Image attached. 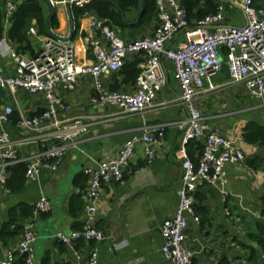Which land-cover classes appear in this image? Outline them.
<instances>
[{"label": "crops", "instance_id": "1", "mask_svg": "<svg viewBox=\"0 0 264 264\" xmlns=\"http://www.w3.org/2000/svg\"><path fill=\"white\" fill-rule=\"evenodd\" d=\"M47 6L46 11L49 12ZM234 8L226 3L223 23L225 19H229L228 23L232 25L244 22L238 23ZM55 13L58 24L51 30L67 38L70 24L66 4L57 5ZM127 15L133 18L137 14L130 12ZM134 22H129L123 29H112L126 41L152 34L155 19L140 28H132ZM31 26L36 34H30L28 29V42L34 54L41 46L40 38L45 34H37L35 20L31 21ZM8 27L9 22L4 23V34L0 40V69L5 75H12L15 62L11 51L24 57L33 54L29 49L17 50L19 45L7 38ZM215 27L211 25L210 29ZM89 31L88 17L82 15L77 18L71 40L76 45L78 64L93 59L91 49L83 40ZM181 39L179 34L175 35L167 46L174 48ZM218 51L224 61L225 49L219 46ZM135 60H139L137 66L140 68L141 56H130L125 62ZM162 63L167 83L152 105L140 112H122L107 104L91 102L93 79L87 74L78 77L73 90L58 89V94L70 105V110L62 116L82 117L88 123V130L77 141L76 147L66 152L56 171L44 169L37 179L25 178L14 192H7L0 185V261L6 251L17 244L21 235L7 238L3 234L4 223L11 218L12 210L22 205L32 206L40 196H45L50 200L51 209L39 216L36 223L38 237L34 244L33 264H62L65 261L84 264L94 243L83 241L80 248L75 247L81 255L79 262L73 259L71 249L64 244L63 248L60 247L62 242L54 236L57 233L70 235L83 224L82 204L81 211H77L78 195L81 193L79 183L85 176L83 168L92 161L115 156L125 140L139 134L146 124L169 123L165 133L158 136L152 161H145L143 147L137 144L124 180L102 186L96 203L94 226L107 235L106 240L98 243V264H172L160 251L163 243L160 227L177 206L176 192L182 184L184 153L181 151L183 132L174 122L185 118L187 112L178 100L180 87L171 61L163 59ZM100 79L102 87L107 90L129 91L133 88V84L123 82L121 69L105 73ZM211 80L214 89L208 90L205 84L196 97V106L208 128L235 141L245 159L239 163H227L221 180L198 183L195 205L200 221L195 223L188 219L185 244L193 253V264H244L247 250L242 244L249 243L246 234L253 214L261 209L264 197V144L247 142L242 133L247 124L264 129V113L259 100L250 95L243 83L229 82L225 62ZM4 105H12L17 116L33 115L45 106V101L41 94H28L21 89L10 93L0 89V109ZM5 128L22 157L36 153L42 140L53 139L51 128L25 131L15 122ZM185 150L191 161L199 155L192 141L186 143ZM252 158L261 160L257 168L247 163ZM81 200L83 202V197Z\"/></svg>", "mask_w": 264, "mask_h": 264}, {"label": "built area", "instance_id": "2", "mask_svg": "<svg viewBox=\"0 0 264 264\" xmlns=\"http://www.w3.org/2000/svg\"><path fill=\"white\" fill-rule=\"evenodd\" d=\"M49 7L60 4L82 5L92 0H44ZM243 9L244 22L240 25L222 26L225 2L218 0L216 12L190 23L183 0H155V25L151 35L133 40H124L104 19L93 13H85L90 31L83 40L93 53V59L78 64L76 45L72 40L57 35L53 30L40 38V48L31 56L24 57L16 51L10 55L15 62L14 73L5 75L0 69V89L15 93L19 89L28 94H41L45 106L33 115L19 114L17 127L25 131L51 128L53 139L40 142V149L28 156L18 153L16 144L10 139L5 126L13 122L14 107L4 105L0 109V185L6 187L8 167L23 162L25 178L37 179L44 170L56 171L66 152L88 130L82 117H63L70 105L59 94L58 89L71 91L80 75H90L93 89L90 100L118 108L122 112H140L152 105L158 92L166 85L162 60L173 65L180 87L179 101L184 105L187 116L175 125L183 132L181 151L182 184L177 189V206L160 227L163 243L160 251L172 264H193V253L186 246L188 219L200 221L194 210L195 191L201 181L221 180L227 163H239L245 159L243 151L235 141L216 131H211L200 110L196 97L203 90L214 89L211 77L227 67L230 83H243L250 95L260 102L264 113V3L255 0H236ZM15 0H5L4 23L7 24L17 9ZM211 25H216L210 29ZM30 34H36L33 26ZM99 33V34H98ZM181 41L174 48L167 42L175 35ZM225 49V59L218 51ZM142 57L140 72L129 91L107 90L102 87L101 76L119 71L130 56ZM169 123L146 124L139 134H134L122 144L117 154L109 159L92 161L83 168L86 184L81 190L83 224L70 235L55 234L72 251L74 260L81 255L75 243H94L84 264H98V243L107 239L104 231L94 226L97 200L102 186L111 182H122L130 170V163L137 144L143 147L145 161L155 157L154 145ZM200 141L202 150L195 165L185 154L186 143ZM51 203L45 196L32 205L31 215L24 220L17 244L6 251L0 264H33L34 244L37 240L38 217L49 212ZM259 217V212L253 214ZM14 227V226H12Z\"/></svg>", "mask_w": 264, "mask_h": 264}, {"label": "trees", "instance_id": "3", "mask_svg": "<svg viewBox=\"0 0 264 264\" xmlns=\"http://www.w3.org/2000/svg\"><path fill=\"white\" fill-rule=\"evenodd\" d=\"M5 0H0V40L4 34V8L3 3ZM218 0H183V4L186 8L188 19L190 23H194L205 18L209 14L216 12ZM264 0H255V2ZM17 9L9 19V27L7 30V38L10 41L15 42L19 46L17 50L26 51L33 54V49L30 48L28 42V29L31 26V21L35 20L37 27V34H49L51 29L57 27L58 21L55 13V7H48L44 0H18L16 1ZM47 6L49 12L46 11ZM226 6V3H225ZM73 22L85 13H93L99 18L104 19L105 23L110 27H116L123 29L129 22H134L132 28H140L142 25L149 23L152 19H155V0H142L141 13L139 15V0H92L89 3L82 5L73 4L70 7ZM53 14L49 23L47 19L51 12ZM47 12V13H46ZM135 12L137 15L130 18L127 14ZM139 17V18H138ZM24 44V45H23ZM139 60L132 62H125L121 68V74L123 76L124 83H130L131 85L135 81L136 76L140 72V68L137 66ZM113 91L117 89H112ZM42 110V109H41ZM41 110L33 113L36 114ZM18 118L17 112L13 113V122ZM243 138L247 142H259L264 144V129H259L251 124H247L243 130ZM195 144L199 155L202 150V145L192 141ZM192 159V162L196 165L198 156ZM191 158V157H190ZM261 160L259 158L248 159L247 163L252 168H257L260 165ZM26 165L23 162H17L8 167L9 175L6 179V187L9 192H14L20 188L25 181ZM83 176V175H82ZM86 184V177L83 176V181L79 186L81 190ZM79 203H77V211H81L82 193L78 195ZM196 196V192L194 197ZM81 197V198H80ZM18 212L16 213V211ZM194 210L197 212L196 205L194 203ZM32 212V206L22 205L12 210L11 218L4 223L3 234L7 238H13L22 232V221L27 219ZM77 213V212H76ZM197 214V213H196ZM253 217V216H252ZM14 226V227H12ZM77 227L76 229H79ZM246 237L249 243H244L242 246L247 250L244 264H264V197L262 198V206L259 210V217L254 221H251ZM83 241L75 243L76 248H80ZM63 248V243L60 246ZM62 264H72L68 261L62 262Z\"/></svg>", "mask_w": 264, "mask_h": 264}, {"label": "water", "instance_id": "4", "mask_svg": "<svg viewBox=\"0 0 264 264\" xmlns=\"http://www.w3.org/2000/svg\"><path fill=\"white\" fill-rule=\"evenodd\" d=\"M222 1L225 2V3H228V4L232 5V6H234L236 8H238L243 13V9H242L241 5L236 0H222ZM141 5H142V0H139V15L141 13ZM66 7H67V12H68V17H69L70 34L65 39L71 40L72 39V33L74 31V22H73L71 10H70V5L68 3L66 4ZM52 14H53V11L51 12V14L49 15V17L47 19V24L49 23ZM228 22H229V19H225V24L222 25V26H232Z\"/></svg>", "mask_w": 264, "mask_h": 264}, {"label": "rangeland", "instance_id": "5", "mask_svg": "<svg viewBox=\"0 0 264 264\" xmlns=\"http://www.w3.org/2000/svg\"><path fill=\"white\" fill-rule=\"evenodd\" d=\"M234 13H235V16L238 18V23L240 24L244 20L243 14L241 13L240 10H238L236 8H234ZM255 219H257V217L253 216L252 221H254Z\"/></svg>", "mask_w": 264, "mask_h": 264}]
</instances>
